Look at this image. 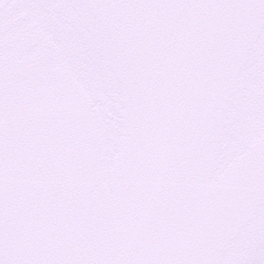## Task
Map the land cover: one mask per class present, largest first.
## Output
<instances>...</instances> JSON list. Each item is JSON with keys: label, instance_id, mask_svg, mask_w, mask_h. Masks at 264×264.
Listing matches in <instances>:
<instances>
[{"label": "snow or ice", "instance_id": "6c2138e0", "mask_svg": "<svg viewBox=\"0 0 264 264\" xmlns=\"http://www.w3.org/2000/svg\"><path fill=\"white\" fill-rule=\"evenodd\" d=\"M0 264H264V0H0Z\"/></svg>", "mask_w": 264, "mask_h": 264}]
</instances>
